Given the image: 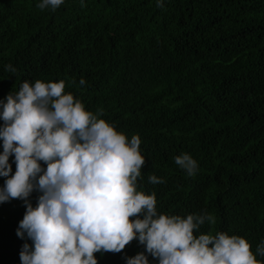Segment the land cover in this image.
<instances>
[{
  "label": "trees",
  "instance_id": "obj_1",
  "mask_svg": "<svg viewBox=\"0 0 264 264\" xmlns=\"http://www.w3.org/2000/svg\"><path fill=\"white\" fill-rule=\"evenodd\" d=\"M39 2L0 0V100L25 80H65V93L102 108L129 140L139 134L137 190L156 193L158 213L214 214L196 235H240L255 254L264 242V0H64L55 11ZM184 152L198 162L194 177L175 164ZM9 163L14 175V154ZM152 174L165 182L149 183ZM26 209L18 198L0 203V264H21L32 244L17 235ZM141 251L133 240L95 255L126 264Z\"/></svg>",
  "mask_w": 264,
  "mask_h": 264
},
{
  "label": "clouds",
  "instance_id": "obj_2",
  "mask_svg": "<svg viewBox=\"0 0 264 264\" xmlns=\"http://www.w3.org/2000/svg\"><path fill=\"white\" fill-rule=\"evenodd\" d=\"M63 3L40 0L37 7L55 11ZM5 70L17 71L11 64ZM85 84L81 78L79 86ZM65 88L63 79L25 80L0 100V176L7 178L0 203L24 201L17 235L32 241L22 246L21 264H98L95 253H120L133 240L145 251L127 257L126 264H150L149 255L158 264H264L256 258L264 257V242L254 254L240 235L211 230L196 235L205 223L216 224L214 214L158 213L156 193L137 190L146 163L139 134L129 140L101 118L102 108L88 110ZM174 159L189 177L197 174L198 162L189 153ZM148 180L165 182L154 174ZM33 191L41 193L35 207L29 199Z\"/></svg>",
  "mask_w": 264,
  "mask_h": 264
}]
</instances>
